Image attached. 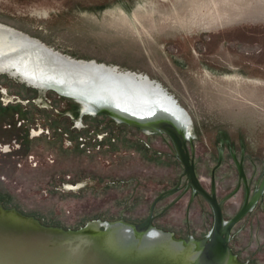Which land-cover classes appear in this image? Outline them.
<instances>
[{"label":"water","instance_id":"1","mask_svg":"<svg viewBox=\"0 0 264 264\" xmlns=\"http://www.w3.org/2000/svg\"><path fill=\"white\" fill-rule=\"evenodd\" d=\"M0 59L37 69L149 118L52 89L141 130L166 135L214 221L206 238L176 239L153 226L157 196L140 223L100 226L0 205V264H242L233 228L264 193L251 192L244 155L233 154L245 200L228 220L196 173L190 135L264 166V0H0ZM5 68V67H2ZM21 74H20V73ZM222 154L219 156L220 164ZM155 237L148 236L153 235Z\"/></svg>","mask_w":264,"mask_h":264},{"label":"rangeland","instance_id":"2","mask_svg":"<svg viewBox=\"0 0 264 264\" xmlns=\"http://www.w3.org/2000/svg\"><path fill=\"white\" fill-rule=\"evenodd\" d=\"M84 110L80 101L0 68V205L100 226L146 218L155 196L181 177L180 162L157 134ZM193 138L196 170L207 186L218 146ZM248 161L254 174L264 172V166ZM247 168L253 171L249 163ZM217 175L226 189L221 194L229 193L234 170L221 167ZM196 199L204 217H198L195 204L188 225L207 234L211 213L202 197ZM239 200L238 195L228 200L227 217ZM180 210L173 207L153 226L184 240ZM230 247L240 263L264 264V193L234 228Z\"/></svg>","mask_w":264,"mask_h":264},{"label":"flooded vegetation","instance_id":"3","mask_svg":"<svg viewBox=\"0 0 264 264\" xmlns=\"http://www.w3.org/2000/svg\"><path fill=\"white\" fill-rule=\"evenodd\" d=\"M152 133H154V132H152ZM155 134H157V133H155ZM157 135L161 137L160 140L165 145L166 148H168V149L170 148V149L173 150L172 143H171L170 139L166 135H162V134H157ZM191 138H192V141H193V139H194L193 136H191ZM226 142H228V141H225V142L221 141V144L217 148V153L215 155V160H214L215 163L212 166V169L210 171V174H209V177H208L209 178L208 179L209 182H208L207 186L203 183V180L199 176V173H198L197 170H196V173H197V175H198V177L200 179V182L202 183V186L208 192H210L211 187H212V177H213V170H214V180H215L214 182H215L216 196H217V199L219 201L223 200L222 212H223L224 219L228 220L238 211V209L240 208V206L244 202L245 196H246L245 184H244L243 179L239 175V172H238L237 165H236V162H235L233 154H235L238 159H240L242 154L244 155L243 168H244V172H245V175H246L247 184H248L251 192H253L257 188V186L260 184V182H261V180H262V178L264 176V172L262 173V171H261V172L257 173V171H256V173L254 174V170L255 169L253 168V165L250 163V161H248V163L251 165V168L253 170V171H249L248 168H247L248 163L245 162L246 157H245L244 151H242L240 153V155L238 156L236 154V152L234 151V146L229 144V143L227 144ZM225 150H227V152H225ZM193 151H194V161H195V168H196L197 160H198L197 158H199V154H198V150H197V145L194 143V141H193ZM221 154H222L221 162L216 167V165L218 164L219 156ZM221 167L227 168V169H231L232 168L234 170L235 176H236V179H235L236 181H235V184H234L232 190L229 193L228 192L225 193L224 195H222L221 193L225 192L226 189H224V188H222V186L218 185L217 170L220 169ZM183 178H184V181H182ZM185 184H186V177L181 175V177L177 180V182L171 187V188H174V187L178 186V190L174 194L170 195V196H174L173 199H170V201H168L165 204L159 205L160 203H162V201L164 199L170 197V196L165 195L156 203L154 211H153L154 219H153L152 223L154 224L155 221H157L161 217H163L173 207L181 206L182 211L180 210L179 213H181V215H182V220H183V218L185 219V220H183L184 223H185V225H183L185 227V229H184L185 230L184 231L185 232L184 233L185 239L184 240H187L189 238H191L192 240H200V239L206 238V236L209 234V232H210V230L212 228L213 221H214L212 208L210 207L208 202L202 196H200L199 194H197V193L193 194V192L191 190H188L186 193H183ZM168 189H170V188H168ZM165 190H167V189H165ZM165 190H162L157 196H159ZM235 195L240 196L239 206H238V208L235 211H233L227 217L226 212H225L226 205H228L227 202H228V200L230 198H233ZM157 196H155V198ZM201 197H202V199L205 200V202H206V204H207V206H208V208L210 210V213H211L210 214L211 216L209 217V222H208L211 225L210 228H209V231H208L207 234H202V235L201 234H197L195 232V227H193V226L191 227L190 225H188V223H189L188 218H189L190 215L192 216V214H193L191 212V208H192L193 205L195 206V204H196V206H197L196 214L198 215V217L199 216L204 217L202 215L203 214L202 213V206H201L199 200L196 199V198H201ZM153 200H152V202H153ZM152 202H151V204H152ZM151 204H150V206H151ZM159 206H161V209H159V211L157 212V209L159 208ZM149 211H150V207H149ZM149 211H148V214H149ZM234 228H233V230H234ZM233 230L231 232L230 242L232 240ZM172 235L175 237V234L172 233ZM229 245H230V243H229Z\"/></svg>","mask_w":264,"mask_h":264},{"label":"bare ground","instance_id":"4","mask_svg":"<svg viewBox=\"0 0 264 264\" xmlns=\"http://www.w3.org/2000/svg\"><path fill=\"white\" fill-rule=\"evenodd\" d=\"M9 66H13L15 67L18 71H20L21 73H23L22 75L26 76L29 80H32L34 81L35 83H41V84H51V87H62V88H65L67 89L69 92H72V94H78L79 96L81 97H84L86 98V100H91L94 104H98V105H111V106H115L117 107L119 110H121L123 113L127 114V115H133V116H136L137 118H142V119H146V118H149L145 115H141L140 113L138 112H135L131 109H128L124 106H121L117 103H114L112 101H109L105 98H102L98 95H95L91 92H88L84 89H81L77 86H74L70 83H67L65 81H62L58 78H55L51 75H48L44 72H41L37 69H34V68H31V67H27V66H24V65H20V64H17V63H13V62H10V61H6V60H2L0 59V68L2 67H5V68H10ZM19 72V73H20ZM20 73V74H21ZM148 236H153L155 237L154 235H148Z\"/></svg>","mask_w":264,"mask_h":264},{"label":"snow or ice","instance_id":"5","mask_svg":"<svg viewBox=\"0 0 264 264\" xmlns=\"http://www.w3.org/2000/svg\"><path fill=\"white\" fill-rule=\"evenodd\" d=\"M153 235H155V233H153Z\"/></svg>","mask_w":264,"mask_h":264}]
</instances>
